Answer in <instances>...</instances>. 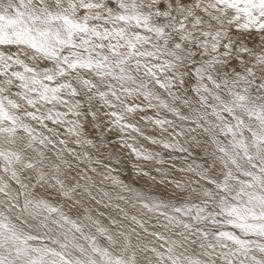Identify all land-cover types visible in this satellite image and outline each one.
<instances>
[{
    "label": "clouds",
    "instance_id": "1",
    "mask_svg": "<svg viewBox=\"0 0 264 264\" xmlns=\"http://www.w3.org/2000/svg\"><path fill=\"white\" fill-rule=\"evenodd\" d=\"M17 9L0 264H264L262 0H0Z\"/></svg>",
    "mask_w": 264,
    "mask_h": 264
},
{
    "label": "snow or ice",
    "instance_id": "2",
    "mask_svg": "<svg viewBox=\"0 0 264 264\" xmlns=\"http://www.w3.org/2000/svg\"><path fill=\"white\" fill-rule=\"evenodd\" d=\"M175 3V0H173ZM244 0H219V3L221 4H229L230 6L234 5L235 3H243ZM262 3H264V0H262ZM24 13L21 12L19 9H17V12L15 15H8L0 12V30H3L7 27H16L22 24ZM115 51V49H114ZM4 118H9L7 116L6 112L0 113Z\"/></svg>",
    "mask_w": 264,
    "mask_h": 264
}]
</instances>
